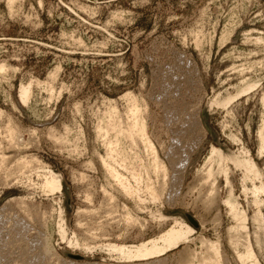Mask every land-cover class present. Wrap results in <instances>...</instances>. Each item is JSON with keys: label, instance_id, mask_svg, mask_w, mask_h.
Instances as JSON below:
<instances>
[{"label": "rangeland", "instance_id": "obj_1", "mask_svg": "<svg viewBox=\"0 0 264 264\" xmlns=\"http://www.w3.org/2000/svg\"><path fill=\"white\" fill-rule=\"evenodd\" d=\"M0 68V264H144L107 246L157 239L179 222L193 231L161 264H215L214 247L219 264H248V251L264 264V193L254 192L264 186V0H0ZM130 99L159 171L137 134L116 137L131 123ZM176 137L190 153L184 169L168 162ZM213 148L220 164L208 162ZM121 157L156 203L108 176L102 159ZM244 157L259 179L235 166ZM48 172L59 191L43 188Z\"/></svg>", "mask_w": 264, "mask_h": 264}, {"label": "bare ground", "instance_id": "obj_2", "mask_svg": "<svg viewBox=\"0 0 264 264\" xmlns=\"http://www.w3.org/2000/svg\"><path fill=\"white\" fill-rule=\"evenodd\" d=\"M11 1V0H10ZM2 68V67H1ZM0 68V70H2L3 71V69H1ZM167 76V75H166ZM176 78V77H175ZM173 79V78H172ZM169 84H171V83H169ZM251 85V84H250ZM174 87V86H173ZM251 88H253V86L252 87H249V88H247L248 90H250ZM171 90V89H170ZM177 90V89H176ZM248 90H246V91H248ZM174 91V90H173ZM243 91V90H242ZM244 92H245V90H244ZM246 93V92H245ZM180 94V93H179ZM240 94V93H239ZM19 98H20V100L22 101V102H24V103H27V101H28V99H29V96H30V87H21V89H20V91H19ZM171 95V94H170ZM127 97V96H126ZM128 98V97H127ZM171 98V97H170ZM163 99V98H162ZM131 101V105H129V108H130V110L128 111L129 112V114H130V112H131V116H130V119H131V123H130V125H129V127L128 128H126L125 130H123V129H121L120 128V126L121 125H119L118 124V126H119V129L117 130V135H116V137H120L121 139L122 138H124V140H125V138H128V139H130L131 141H133L134 143H135V141L133 140L134 139V135L135 134H137V136H139V138L138 139H140L141 141H142V143L146 146V149H148V150H150L151 151V154H152V158H153V167H154V171H159L160 169L159 168H161L160 166H159V164L157 163V154L156 153H154L155 151V149H153V146H152V144L150 143V141L148 140V138H147V135H146V123H145V121L139 116V114H140V108H138L137 107V102H136V100L135 99H130ZM157 100V99H156ZM165 100V99H164ZM129 102V101H128ZM127 102V103H128ZM161 102V104H163L162 103V101H160ZM225 103H226V101H224ZM229 102V100L227 101V103ZM129 104V103H128ZM160 104V105H161ZM222 104V103H221ZM229 104V103H228ZM166 105V104H165ZM223 105H225V104H223ZM128 108V109H129ZM143 109H145L144 107H143ZM175 111V110H174ZM143 112V111H142ZM194 112V111H193ZM109 114H111V113H109ZM195 114H196V112H195ZM194 114V115H195ZM114 115V114H113ZM113 115H110L111 117L113 116ZM175 115V114H174ZM192 115H193V113H192ZM194 117V116H193ZM171 118H173V117H171ZM189 118H191V117H189ZM111 119V118H110ZM176 119V118H175ZM194 119V118H193ZM192 119V123L193 124H191V121H190V125L188 126V127H191V129L190 130H192V128L194 127V128H198L199 126H200V121H199V119H198V117H196V115H195V119L193 120ZM169 120V119H168ZM180 120V119H179ZM172 122H173V120H172ZM111 123V122H110ZM170 123V122H169ZM176 123V122H175ZM177 124V123H176ZM184 124H187V122L186 123H184ZM111 125H113L112 123H111ZM114 127H117L116 126V123H114V125H113ZM113 126H110L109 125V127L107 128V131H109L108 129H110V127H113ZM113 127V128H114ZM101 128V126L99 127V129ZM118 128V127H117ZM172 128V127H171ZM263 128H264V121H263ZM116 129V128H115ZM114 129V130H115ZM101 130H102V128H101ZM104 130V129H103ZM114 130H112L111 132H114ZM198 130V129H197ZM193 131V130H192ZM178 132V131H177ZM200 132V131H199ZM10 133V132H9ZM105 133V132H104ZM107 133V132H106ZM175 133V132H174ZM183 134H185V133H183ZM187 134V133H186ZM107 135V134H106ZM106 135H105V137H106ZM174 135H176V134H174ZM102 136V135H101ZM104 136V135H103ZM115 137V136H114ZM116 137H115V140H117V141H112L113 143L111 144V142H109V141H111V140H109L108 141V146H109V144H110V146L111 145H113L114 144V142H117L118 143V139H116ZM181 137V136H180ZM198 137V136H197ZM102 138V137H101ZM135 138H136V136H135ZM127 139V140H128ZM174 139V138H173ZM181 139V138H180ZM180 139H178V137H176L175 138V140H173L172 141V143L175 141V143L172 145V150H171V148H170V151H169V153L167 154V155H170L169 157H168V162L171 164L170 166H172L173 168L174 167H178V168H180L179 166H182L183 167V169L185 168V164H186V162H188V159L190 158V153H189V150H188V152H186L187 150L185 149V148H181V146H180V148H179V144L181 143V141H180ZM182 140V139H181ZM179 141H180V143H179ZM190 141V140H189ZM197 141V140H196ZM191 142H192V139H191ZM260 142H261V150L262 149H264V133L263 132H261L260 133ZM188 143V140L186 141V144ZM195 143V142H194ZM133 144V143H132ZM137 144V143H136ZM135 144V145H136ZM139 144V143H138ZM171 144V143H170ZM104 145V144H103ZM117 145V144H116ZM116 145H113V146H116ZM188 146V145H187ZM117 147V146H116ZM115 147V148H116ZM143 147V146H142ZM184 147V146H183ZM108 148V153H106L107 155H106V157H107V160L109 159V160H111V162H114L116 159H115V157H113V152L115 151V150H117V149H115V150H113L112 149V147H107ZM133 149V148H132ZM180 150V151H179ZM171 152V153H170ZM115 153H116V151H115ZM118 153V152H117ZM117 153H116V157L118 156L117 155ZM121 155H122V153H121ZM151 156V155H150ZM118 159V158H117ZM124 160H122V157H121V160H119L118 162H120L119 163V165H117V164H114L115 166H120V168L122 169V170H124V171H126V173H129V175H130V173H131V181H133V183L134 184H132L131 183V181L128 179V177H125L124 176V174H121L115 167H114V165H112V164H110L109 162H107V160L106 159H102V163L104 164V167H105V169L104 170H106V172L108 173V176H110V178L112 179V180H115V182H117V186H119V188H120V190H121V192H122V194L124 193L126 196H128V197H131L132 199L134 198V199H136V200H138V202L140 201V202H144V199H142V197L141 196H143L142 194H141V191H143V189L141 188L142 187V183H143V179H145V178H142L141 177V173H139V174H137L136 172L137 171H133V170H128V169H130V168H128L127 166H126V164L127 163H125L126 161H125V159L126 158H123ZM215 159H217V160H219L218 161V164H220L221 162H222V157H221V154L219 153V151H217V150H215L214 148H213V150L211 151V155H210V158H209V161L208 162H214V160ZM113 160V161H112ZM127 160V159H126ZM128 161V160H127ZM141 161V160H140ZM116 162H117V160H116ZM131 162H132V160H131ZM134 162V161H133ZM158 162H160V160L158 161ZM125 163V164H124ZM136 163V162H135ZM161 163V162H160ZM234 164H235V166L236 167H238V168H240L241 170H243V172H244V177H246V178H248L249 179V177L248 176H252L254 179H259L260 178V176H261V173L260 172H258V170L256 169V167H255V164L253 163V161L250 159V158H248V157H244V158H237L235 161H234ZM132 165V164H131ZM130 165V166H131ZM133 165H135V164H133ZM129 166V167H130ZM143 165H141V167H142ZM103 167V168H104ZM171 167V168H172ZM133 168V167H132ZM143 168V167H142ZM175 168V169H176ZM177 168V169H178ZM163 169H164V167H163ZM162 169V170H163ZM166 169V168H165ZM164 169V170H165ZM180 169H182V168H180ZM180 169L179 170H177V171H172L173 173L172 174H175V177L172 179V181H177V182H175V184L177 183V185H174V183H172L171 184V186H170V188L173 190V189H175V192H174V196L176 195V193H178L177 192V188H179V186H180V184L182 183L181 181H182V174H181V171H180ZM161 170V171H162ZM130 171V172H129ZM147 173V172H146ZM146 173H145V175H146ZM162 173V172H161ZM160 173V174H161ZM209 173H210V171H209ZM180 174V175H179ZM47 175H49L47 178H45V181H44V186H43V188L47 191L48 190V192H50V193H53V192H55V191H59L60 189H61V185H60V181H59V179L52 173V172H48L47 173ZM142 176H143V174H142ZM174 175H172V177H173ZM165 177V171H163V178ZM171 177V178H172ZM170 178V179H171ZM169 179V180H170ZM150 180V179H149ZM145 182V181H144ZM171 182V180L169 181V183ZM146 183V182H145ZM144 183V184H145ZM149 183L151 184V182L149 181ZM148 182H147V184H146V186H144L143 188H144V193H146L147 195H148V199H149V201L150 202H152V203H156L158 200H159V194H158V192H157V190H156V188H154V187H152L150 184H149ZM143 184V185H144ZM162 184H163V187L165 186V181H162ZM170 185V184H169ZM165 188V187H164ZM254 192L256 193V194H260V193H264V186L263 185H261V186H259V187H255L254 186ZM173 192V191H172ZM173 195V194H172ZM174 196H173V198H174ZM171 195H170V198H169V200H171ZM256 202L258 203V200H256ZM146 203V202H145ZM24 210V209H23ZM25 213V212H24ZM29 213V212H28ZM31 213V212H30ZM236 217H238L239 219H240V221L241 222H244V219H242L241 217H239L238 216V214L236 215ZM192 229L189 227V226H187L186 224H184V223H176V225L174 226V227H172V228H170L169 230H167L165 233H163L159 238H157V239H153V240H150V241H146V242H142V243H140V244H137V245H135V246H125V245H108L107 247V252L108 253H110V254H114V255H117L118 257H119V259L120 260H125V262H127L128 261V263L129 262H139V261H142V262H144V264H157V263H162L163 262V260H161L160 258L161 257H163L164 256V254L168 251V250H171V249H173V248H176L180 243H183V242H185V241H187L188 240V237H189V235L192 233ZM64 232H65V230H64V227H63V225L61 224L60 225V233H61V236H63L64 235ZM75 243V245H77V246H79V243L77 242V241H75L74 242ZM42 246V245H41ZM42 248V247H41ZM47 246L45 247V245L43 246V248L41 249L42 250V253H44L45 254V252H47ZM213 250H214V252H215V254H216V256H215V258H213V259H215V264H219V263H217L218 261H217V257H219L218 256V250L214 247L213 248ZM47 255V254H46ZM240 258L242 259V260H245V261H250L248 264H259V263H257L256 261H254L253 260V254L250 252V251H248L247 252V254L245 255V256H240ZM33 259H34V257H33ZM219 260V259H218ZM43 261H41V263H42ZM211 262H212V259H211ZM49 263V262H48ZM209 263V262H208ZM42 264H44V263H42ZM67 264V263H66ZM68 264H74V263H72V262H70V263H68ZM76 264V263H75ZM83 264V263H82Z\"/></svg>", "mask_w": 264, "mask_h": 264}]
</instances>
